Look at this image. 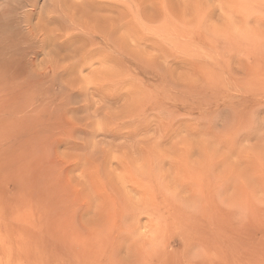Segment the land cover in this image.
Wrapping results in <instances>:
<instances>
[{
  "label": "rangeland",
  "instance_id": "374dc122",
  "mask_svg": "<svg viewBox=\"0 0 264 264\" xmlns=\"http://www.w3.org/2000/svg\"><path fill=\"white\" fill-rule=\"evenodd\" d=\"M0 264H264V0H0Z\"/></svg>",
  "mask_w": 264,
  "mask_h": 264
}]
</instances>
